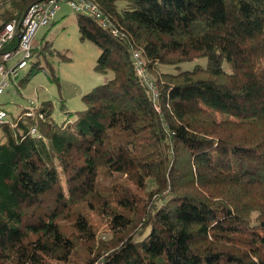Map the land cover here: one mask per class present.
Wrapping results in <instances>:
<instances>
[{
	"label": "trees",
	"instance_id": "trees-1",
	"mask_svg": "<svg viewBox=\"0 0 264 264\" xmlns=\"http://www.w3.org/2000/svg\"><path fill=\"white\" fill-rule=\"evenodd\" d=\"M92 2L117 34L77 13L79 38L111 76L71 123L46 101L0 126V264H264V0Z\"/></svg>",
	"mask_w": 264,
	"mask_h": 264
},
{
	"label": "rangeland",
	"instance_id": "rangeland-1",
	"mask_svg": "<svg viewBox=\"0 0 264 264\" xmlns=\"http://www.w3.org/2000/svg\"><path fill=\"white\" fill-rule=\"evenodd\" d=\"M6 8V0H0V15ZM76 19L77 13L61 3L53 22L37 29L27 66L8 78V86L0 95V107L7 112V121L12 122L20 115H31L43 102L50 101L55 121L67 122V114H71V123L74 112L84 108L81 96L111 76L110 73L103 74L94 69L99 52L90 42L80 40ZM22 57V53L17 54L8 62V66H14ZM36 61L43 70L25 80L32 63ZM205 64L206 59L199 58L176 66L164 65L160 71L175 74ZM92 219L98 239H106L110 228L99 217L92 215Z\"/></svg>",
	"mask_w": 264,
	"mask_h": 264
},
{
	"label": "built area",
	"instance_id": "built-area-1",
	"mask_svg": "<svg viewBox=\"0 0 264 264\" xmlns=\"http://www.w3.org/2000/svg\"><path fill=\"white\" fill-rule=\"evenodd\" d=\"M61 3L67 4L76 13L92 16L102 28L110 30L113 35L117 34L110 23L102 17L92 0H46L32 4L20 20H11L0 28V95L8 86V78L27 66L37 29L53 22ZM19 53H22L23 57L14 66L9 67L8 62ZM132 63L137 75L155 94V87L138 53L132 54ZM6 121L7 113L0 107V126Z\"/></svg>",
	"mask_w": 264,
	"mask_h": 264
}]
</instances>
